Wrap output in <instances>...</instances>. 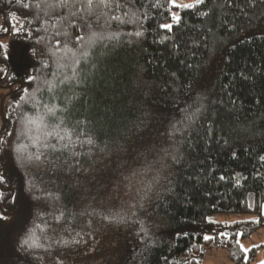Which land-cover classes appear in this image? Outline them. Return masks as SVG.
Here are the masks:
<instances>
[{"label": "trees", "instance_id": "trees-1", "mask_svg": "<svg viewBox=\"0 0 264 264\" xmlns=\"http://www.w3.org/2000/svg\"><path fill=\"white\" fill-rule=\"evenodd\" d=\"M0 16V264L254 261L264 0H0Z\"/></svg>", "mask_w": 264, "mask_h": 264}, {"label": "rangeland", "instance_id": "rangeland-1", "mask_svg": "<svg viewBox=\"0 0 264 264\" xmlns=\"http://www.w3.org/2000/svg\"><path fill=\"white\" fill-rule=\"evenodd\" d=\"M172 4L175 6H188L194 3H197L201 0H171ZM174 18H177V12L174 13ZM2 29V19L0 16V33ZM2 45L5 52H9L6 47L11 46L15 48H23L24 45L20 41H16L10 39L9 37L3 38ZM16 53V50H15ZM10 54V53H7ZM26 54V53H25ZM6 90L0 88V131L3 127L2 125V113L3 110L6 109L10 102V98L12 95L6 96ZM244 218V217H243ZM238 217L235 215H224L218 217L217 222L218 224L222 223H229L232 221L237 220ZM242 249L248 254L252 248H258L257 255L254 261L251 264H263L264 263V229L257 231L251 237L243 240L240 242ZM199 264H234L231 259L230 255L226 250L223 249H210L208 250L205 255L200 260Z\"/></svg>", "mask_w": 264, "mask_h": 264}]
</instances>
